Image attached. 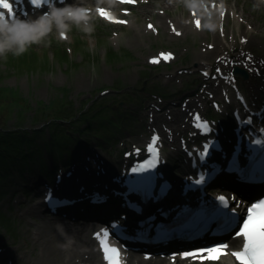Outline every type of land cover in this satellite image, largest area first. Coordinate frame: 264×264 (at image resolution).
Returning <instances> with one entry per match:
<instances>
[{"label": "rangeland", "instance_id": "obj_1", "mask_svg": "<svg viewBox=\"0 0 264 264\" xmlns=\"http://www.w3.org/2000/svg\"><path fill=\"white\" fill-rule=\"evenodd\" d=\"M200 1L141 0L139 5L129 6L130 13H123L121 10L119 12L121 16L135 23L129 25L110 23L101 18L97 15L95 6L105 3L95 0L92 11L82 16L69 17L65 13L68 19L46 17L40 26H17L11 31L0 30V53H2L0 54V86L16 88L24 98L22 103H17V106L5 111V114L0 109V131L22 129L31 132L41 129L43 132L41 136L36 137L42 145V157L38 158L36 154L27 168L12 171V179L0 180V215L5 216L12 223L11 229H8L0 220V249H2L0 264H27L34 261L41 247L43 230L45 226L48 227L46 224L49 222L62 228L65 239L69 237L68 234L74 233L82 225H88L84 219L58 222L42 216H39L41 219L29 221L26 213L32 206L30 197L23 198L20 191L14 192L22 189L21 186H15L18 183L19 172L20 175L26 174L27 169L34 172L32 165L37 161L42 163L43 168L49 170L57 163L58 158L51 156L43 147L52 136L46 121L48 114L46 115L44 110L51 101L54 102L51 107L59 106L61 102L68 105L71 101L74 103L75 113L93 106L87 111L89 117L82 122V126L89 121L98 122L91 118V114L96 110L104 109L106 113L105 116L102 113L104 121L111 118L112 109L105 107L109 103L116 104L114 110L118 115L112 119L117 120V123L112 127L116 130L125 127L126 130L113 135L109 142L102 140L100 145L94 148V155L91 157L89 155L86 159H90L85 163V165L91 163L92 171L97 162L93 159L98 155L111 163L119 160L115 156V148L118 147L119 141L132 135L135 129L142 128L144 122L147 128L152 126V118L159 126H163L164 123L177 124L178 122H173L175 114L170 113L174 110L180 112L181 121H186L187 110L185 112L181 110L180 100L185 99L189 93H193L196 98L188 108L191 111L200 108L204 113L212 108L215 110L211 101L212 95L224 105L227 101L224 91L228 90V87L233 89L235 84L253 97L260 95L264 69L260 65L256 67L254 61L263 60L264 64V46L250 43L248 41L250 34L244 30H250L247 24L251 21L264 36V7L257 0H225L238 11L242 19L241 28L232 31L234 18L227 16L225 25L217 24V31L208 24L206 30L201 29L195 33L189 27L194 24L192 8L198 10L199 14L202 10ZM79 4L91 6L86 2ZM79 4L70 3L60 7L67 10ZM179 17L182 24L177 20ZM62 22H66L69 37L63 38L60 34V30L63 29ZM49 23L51 25L48 28ZM151 23L158 26L159 33L147 27ZM172 25L182 31L179 37L168 32ZM138 27L149 29L150 33L141 38L138 48H133L127 42L128 33ZM154 36L158 37L160 43L155 41ZM215 38L221 39V43L213 48ZM62 48H64L62 58H54L53 52ZM161 49L173 50L174 59L169 65L151 64L148 57ZM250 51L255 58L253 61L247 58ZM204 52L207 53L206 56H199ZM228 53L235 56H230L224 63H218L217 57ZM13 54H15L14 62H10L9 56ZM217 64L225 65L227 73L233 70L235 79L226 80V84H221L219 88L217 81H213V87L205 89L202 93L206 81L200 69L214 70ZM193 68L196 69L190 74ZM237 69L247 71L248 77L237 80L235 76ZM182 70L187 73H179ZM82 75L86 78L83 86L77 81ZM189 81L193 83L192 88H188ZM213 88H216V92ZM169 97L171 99L166 100ZM19 104L24 108L22 109ZM171 105H175L176 109H168ZM129 111L133 112L140 124L125 126ZM227 116L233 120L231 111ZM66 123L69 125L68 121ZM75 135L79 134L75 132ZM77 146L78 143H73L72 148L76 150ZM178 147L179 145L175 146V149L177 150ZM67 154L68 152H64L60 159L62 161L65 158L69 159ZM117 167L120 169L121 164L117 163ZM27 217L31 215L27 214ZM85 258V255L77 258L76 264H79L80 260L85 261Z\"/></svg>", "mask_w": 264, "mask_h": 264}, {"label": "bare ground", "instance_id": "obj_2", "mask_svg": "<svg viewBox=\"0 0 264 264\" xmlns=\"http://www.w3.org/2000/svg\"><path fill=\"white\" fill-rule=\"evenodd\" d=\"M70 1L72 3H84L87 2L89 5H91L89 8L92 9L93 6V2L95 0H67ZM74 1V2H73ZM260 1V0H258ZM237 2V1H236ZM107 4L109 6H113L116 4L115 1L113 0H108ZM58 15L63 16V9L61 8H54L53 9ZM21 11L17 12L16 14H19ZM202 13V21L199 27L196 26H190V30L198 33L201 29L206 30V27L208 24H210L216 31H217V24L219 23H224L225 19L227 18L228 14H233L234 16V20H233V25H232V31H234L236 28L239 29L240 27V17L237 14L235 7H231L228 4H224L223 8L220 10L218 8H213V7H209V9L204 10L201 12ZM196 17V16H195ZM199 16H197L195 18V20L198 18ZM65 18V17H64ZM17 19L21 20V21H26V23L24 25H32L33 23H39L41 20V17L39 16V11L37 9L34 10V12L32 14H30V16L25 17V16H19ZM178 22L180 24H182L181 22V18H177ZM250 30H244L247 31L250 34V39L248 40L250 43H258L261 46H264V36L260 34V31L258 30V27L254 26V24H250L249 25ZM261 28V27H260ZM178 29V28H176ZM144 30L141 29V27H138V29L131 31V35H130V45L133 48H138L139 47V42L141 40L142 37H145L146 34L143 32ZM146 33H148L149 29L145 30ZM169 33L171 34H175V31H170L168 30ZM225 35V33H224ZM176 36V35H173ZM221 43V39L219 38H215V43H214V47L219 45ZM207 53H201L199 54V56H206ZM149 58V57H148ZM85 76L82 75L80 78H77V81L83 86L84 85V81H85ZM262 82V80H261ZM253 88H255L254 85H252ZM238 89H236V93L232 94L231 98H230V103L228 104V106L226 107V109L223 110V112L221 113L220 116V120L219 121H225V114L226 112H230L231 110H233V106L234 104H231L232 101L236 98V95H248V93H246L245 91H238ZM171 98V97H170ZM170 98H168L167 100H170ZM250 100L255 103V100L250 98ZM183 104L186 103V98H182L180 100ZM168 109H176L175 105H171L168 107ZM170 113H174L175 119H181V115L180 112L177 110L174 111H170ZM237 124V123H236ZM219 125L220 122L216 121L213 123V127L214 130L216 129L218 131L219 134H221V131L219 129ZM35 130L31 131L34 132ZM213 133L211 132L210 134L205 135V137H208L210 135H212ZM255 146V142H252L251 146ZM89 152V151H88ZM243 153L244 150H240L238 152V159L239 162L238 164L243 163ZM175 152L172 151V153H168V155H165L162 157L161 160V164H160V169L162 171H164V173L166 172V167L169 165V163L175 159ZM121 161V160H119ZM179 163L181 164V167L183 169H188V170H192V166L189 164V160L188 157L186 156L184 159L179 160ZM104 165L105 169H103V171H101L100 175H109L110 177L113 176L116 173H121L122 171L118 169L117 165L115 163H112L110 165H106V164H101ZM125 167V163L122 164ZM18 174H21L20 172ZM83 174H86V180L88 183L92 184V181L90 180V178L93 180L94 179V174H97L96 171H91V169H87L84 171H79L78 173H73L72 175H66L65 173H62V178L63 181H59L57 183H54L52 185V188H64L67 190H76L77 186H78V180H84V176ZM90 177V178H89ZM120 178V177H119ZM259 178H263V177H258V180H260ZM12 179V177H11ZM111 184L113 186H119V180L117 179H111L109 181H106L105 186L109 187L111 186ZM76 209V208H74ZM123 209V208H121ZM34 210V207H31L28 211V213H31ZM74 213H77V211H72L71 215H74ZM113 213V212H112ZM95 216H101L104 215L103 213H96L94 214ZM119 215V214H118ZM117 216V215H115ZM56 221H58L59 216L55 217ZM119 221V220H118ZM120 224V222L118 223ZM48 227L45 226L44 230H43V240L42 242H40V249L37 252V255L35 256V260L32 262H29L27 264H76L77 258H82L83 255L86 256V260L85 261H92V262H96V264H101L102 262V257H101V252L99 249V246L97 245V240L95 237L91 236L90 233V227L89 225H82L80 228H78L74 233H70L68 234L69 237L67 239H65V235L63 233L62 228L56 226L53 223H48L46 224ZM72 230H74L72 227H70ZM190 245V243H189ZM176 247H179L176 246ZM184 249V248H181ZM173 251V250H172ZM224 260H229L226 261L228 262V264H232L230 263L231 261V256L230 255H226L223 256ZM83 260L79 261V264L81 262H85ZM155 262V264H157L159 262L158 259H154L152 260ZM164 263H166V260H163ZM129 262L130 264H149L151 262V260H145L142 256H139L137 254H132V256L129 258ZM233 262V261H232ZM179 264H191L188 260H181L178 261Z\"/></svg>", "mask_w": 264, "mask_h": 264}, {"label": "trees", "instance_id": "obj_3", "mask_svg": "<svg viewBox=\"0 0 264 264\" xmlns=\"http://www.w3.org/2000/svg\"><path fill=\"white\" fill-rule=\"evenodd\" d=\"M24 53V52H23ZM15 54L9 56L10 62H14ZM24 98L17 92L16 88L12 87H1L0 86V109L2 113L5 114V111H10L14 108L17 103H22ZM52 103L50 102L45 106L44 110L46 113V121L50 128L52 129V137L45 142V148L54 156L59 154L62 150L67 149L71 143L75 141H80L79 136H75V131L80 133L91 130H99L100 127L91 129L92 122H89L86 126L81 127L79 119L83 116L81 113L79 116L71 122L73 125L71 133H67L61 125V120L69 118L71 116L75 117L76 115L73 112L71 106L68 108L64 106L65 104L61 102L59 106L51 107ZM17 106V105H16ZM23 109L24 107L19 104ZM41 106V105H40ZM93 107L90 106L89 109ZM88 109V110H89ZM43 110V108H42ZM85 114H88L85 113ZM84 114V115H85ZM100 116L99 112H96L93 116ZM86 119V117L84 118ZM79 120V121H78ZM103 128H109L104 122L100 121ZM110 129V128H109ZM111 130V129H110ZM43 134L42 130L39 131H23L22 129L10 131L4 130L0 131V180H2V172L6 173L8 168H24L29 160L34 159L35 155L39 153L41 158V145L37 142V136ZM71 157V154L69 155ZM2 170V172H1Z\"/></svg>", "mask_w": 264, "mask_h": 264}, {"label": "snow or ice", "instance_id": "obj_4", "mask_svg": "<svg viewBox=\"0 0 264 264\" xmlns=\"http://www.w3.org/2000/svg\"><path fill=\"white\" fill-rule=\"evenodd\" d=\"M36 5L38 0H31ZM126 3H134L135 0H124ZM7 10L9 15H14L13 12V0H0V17L5 16ZM101 13L106 15V10L100 9ZM126 23V21H120ZM199 26V21L196 22ZM23 25H21L22 27ZM149 27H152L149 25ZM170 55V54H169ZM222 201L224 197L220 198ZM99 235V234H98ZM238 236H244L247 238L246 243L243 246L242 251H235L232 253L241 264H264V200H260L258 203L251 205L247 211V218L243 221L242 227ZM227 245H217L210 248L198 249L190 252H185L182 255L187 257H193L201 261L204 260H218L222 255H226ZM104 251L106 253V259L109 260V264H123L120 259L119 249L104 244Z\"/></svg>", "mask_w": 264, "mask_h": 264}, {"label": "clouds", "instance_id": "obj_5", "mask_svg": "<svg viewBox=\"0 0 264 264\" xmlns=\"http://www.w3.org/2000/svg\"><path fill=\"white\" fill-rule=\"evenodd\" d=\"M25 23L26 21H21L19 19H6L5 17H0V30L7 29L11 31L15 29L17 26L24 25Z\"/></svg>", "mask_w": 264, "mask_h": 264}]
</instances>
